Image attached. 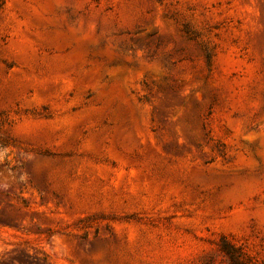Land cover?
I'll use <instances>...</instances> for the list:
<instances>
[{
	"label": "rangeland",
	"instance_id": "rangeland-1",
	"mask_svg": "<svg viewBox=\"0 0 264 264\" xmlns=\"http://www.w3.org/2000/svg\"><path fill=\"white\" fill-rule=\"evenodd\" d=\"M0 264H264V0H0Z\"/></svg>",
	"mask_w": 264,
	"mask_h": 264
}]
</instances>
